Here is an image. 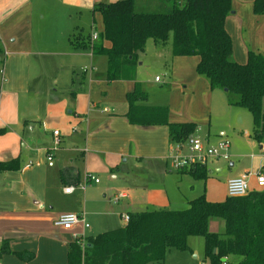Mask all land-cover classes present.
<instances>
[{"label": "crops", "instance_id": "obj_1", "mask_svg": "<svg viewBox=\"0 0 264 264\" xmlns=\"http://www.w3.org/2000/svg\"><path fill=\"white\" fill-rule=\"evenodd\" d=\"M100 1L61 0L49 6L37 3V0H0V129H6V133L0 135V161L19 158L22 166L18 171L0 173V249L7 240L12 251L29 250L35 254V258L27 262L14 254L5 253L0 255V264H69L71 243L82 238L85 244L86 238L100 234L87 233L93 226L85 213L79 215H85L90 224L88 228L79 224L66 230L54 225L60 215L80 212V209L73 206L79 200L77 189L71 193L65 191L66 187H77L81 182L77 158H85V167L89 159L98 160L111 171L114 178H118L114 171L122 159L132 164V172L148 164L147 176H154L163 184L168 175L172 174L168 166L172 145L169 127L130 124L125 117L130 92H146L148 98L142 101L144 104L168 106L172 122H196L194 136L202 126H207L210 134L213 118L221 119L228 114V106L225 107L224 103L232 106L225 90L213 89L209 80L197 72L200 57L175 56L170 41L163 46L154 41L152 44V55L166 69L165 75L168 76V81L162 82L161 78L153 82L161 87L155 94L150 90V84L153 83L144 77L142 69L145 61L139 62L134 76H125L121 80L109 82L105 73L97 75L93 65L97 55L90 49H74L70 38L74 30L83 28L72 23L76 12L81 15L91 12L92 29L98 33L104 30L102 15L93 13L94 4ZM146 1L154 5L159 3V0ZM36 21L42 23L43 29H35ZM68 24L73 29L69 30ZM226 29L233 40L232 57L236 62L246 63L250 51L264 54V12L255 11V0H232ZM63 37L69 42L66 50L63 47L51 51L48 49L46 43L60 42ZM147 49L146 46V52L143 53H147ZM50 54L66 57L67 63L63 61V64L56 65L52 74L53 82L47 84L46 75L52 72L43 69L46 61L44 57ZM74 79L75 86L71 90ZM77 88L82 91L80 94ZM219 91L225 93L224 99ZM70 106H74L69 113L75 116V120L69 123L64 113ZM56 121L63 126L58 127ZM54 130L60 131L61 138V145L55 151L69 156L73 154L76 159L64 160L62 167L57 170L54 169L56 165L46 163L47 153L53 146ZM71 131L74 132L72 138L76 143L72 149H68L64 146L65 137L70 136ZM220 135L225 136L226 129H221ZM207 140L210 141V135ZM258 144V153L250 156L234 153V160L231 156L229 174L225 178L213 176L223 172V166L219 163L223 160H213L216 164L214 169L209 168L208 163L205 164L209 173L207 180L177 171L178 178L172 185L173 194L161 183L140 186V178L136 174L132 177L126 168L127 176L124 178L129 186L115 199H128L127 204L138 210L160 209L159 206L174 201L186 206L191 199L196 198V195H190V190L191 194L196 188L200 192L198 183L186 180L187 176H191L197 181H204V192L209 200L222 201L228 197L227 185L230 179L248 171L264 169V141ZM244 145L254 146L249 140ZM30 162L32 165H29ZM86 173L89 174L88 170ZM186 182L191 183L190 190L185 186ZM250 185L252 191L257 190L255 178L250 179ZM121 194L125 196L121 197ZM62 203L71 206L63 207ZM86 203L85 198L84 209ZM98 214H103V211ZM211 228L214 232H221L224 224L213 220Z\"/></svg>", "mask_w": 264, "mask_h": 264}, {"label": "trees", "instance_id": "obj_2", "mask_svg": "<svg viewBox=\"0 0 264 264\" xmlns=\"http://www.w3.org/2000/svg\"><path fill=\"white\" fill-rule=\"evenodd\" d=\"M137 1L96 2L93 13L102 15L104 30L96 40L90 34L84 36L82 31L74 34L70 38L72 47L105 55L106 79L113 82L135 75L149 40L163 46L173 35V54L199 56L197 72L209 80L213 89L225 90L230 105L252 113L253 136L262 143L264 54L250 51L246 63L233 59V40L226 29L232 0H159L154 5L158 8L156 11H139ZM255 11L264 12V0H255ZM74 86L75 79L70 89ZM147 98L144 91L128 94L125 117L130 124L167 125L171 144L185 142L195 133L196 122H172L168 106L142 103ZM4 133L6 129H0V135ZM21 167L19 158L0 161V173L18 171ZM178 172L200 180L209 177L206 165L202 164L184 167ZM213 220L223 222V232L210 229ZM191 236L204 238L205 257L210 264H264V189L240 197L228 196L222 201H211L203 193L191 199L184 209L141 208L130 214V220L123 227L90 236L85 244L82 238H77L70 244L68 260L69 264L164 262L171 248L190 249ZM5 253L27 262L35 258L29 250L12 251L7 240L0 249V255ZM234 257L241 259L235 261Z\"/></svg>", "mask_w": 264, "mask_h": 264}, {"label": "rangeland", "instance_id": "obj_3", "mask_svg": "<svg viewBox=\"0 0 264 264\" xmlns=\"http://www.w3.org/2000/svg\"><path fill=\"white\" fill-rule=\"evenodd\" d=\"M61 0H37V3H42L45 5H53L55 3H59ZM100 1V0H99ZM146 0H142L140 2V0H138V10L139 11H156L158 10V8L156 6H154L153 3H149V5H145L144 2ZM156 1V0H154ZM166 4V3H165ZM47 14V11H46ZM71 15H74V13H72ZM72 23H76L77 25L79 24L80 27H83L80 30H74L73 34H79L80 31L83 32L84 36H88L90 33H94L95 29H92L91 24L93 23V14L91 12L89 13H83V15L79 14L76 12L75 16H74V21ZM71 23V25H72ZM98 26V25H97ZM40 28L43 29L42 27V23H40L39 21H36L35 23V29ZM73 26H70V24H68V29L71 30ZM100 26H98L99 29ZM73 36V35H72ZM172 42L173 41V35H170L168 42ZM167 42V43H168ZM49 47L48 49L51 51V49H67V47L69 46V42L64 40L61 38L60 42H52L51 44L46 43ZM152 44H153V40H150L147 44V53H142L141 54V61H145V65L143 66V69L145 74L144 77L145 79H147V81L149 82H156V76L159 75L160 78H162V82L164 81H168V76L165 75V71L166 69L164 67H161L160 64L157 62V60L153 57L152 55ZM146 52V51H145ZM46 60L44 62L45 67L43 69L52 72L50 74L47 73L46 75V83L50 84L53 82L52 80V74H53V70H55L56 65L58 64H63L64 62L67 63L66 61V57H60L57 55H49L48 57H44ZM84 60V59H82ZM64 61V62H63ZM81 61H78L77 63H80ZM107 62L108 59L105 55H97L96 56V60L93 63L94 67H95V73L98 74H106V69H107ZM68 63H71L68 60ZM83 64V62H81ZM87 66H90L89 64H87ZM92 71V69H90ZM48 77V78H47ZM45 82V81H44ZM79 88V87H78ZM77 88V92H82L79 91ZM161 88L160 86H158L157 84L153 83L150 84V90L152 92H154L153 94H155V91ZM165 88V87H164ZM221 90V89H220ZM221 98H225V93H223L222 91H219ZM159 96V95H157ZM232 98L235 97V95H231ZM228 98V96H227ZM227 100V99H226ZM86 106V103L83 102ZM224 106H228V111H227V115L223 118H217L214 117L213 121H212V127L210 128V134L208 133V127H204L202 126L201 129L196 133L197 137H200L204 140H207V137H209L210 135V145H216L218 144V142L222 139H228L231 141V149H230V154L232 156V159H236L234 158V153H246L245 155L250 156L252 153H258L260 151L259 148V144L257 142V140L254 138L253 136V115L250 111H248L246 108L243 107H238V106H229L226 105L224 103ZM111 108V106H109ZM74 106H70L69 110L66 111L64 118H67L68 122L70 123V121L75 120V116L72 113H69L70 110H73ZM233 111L237 112L236 114L233 113ZM76 115V114H75ZM58 127H62L63 124L58 123V121H56L55 123ZM67 127V126H65ZM77 128V127H76ZM221 129H226V135L225 136H221L220 135V130ZM72 134L70 136H66L65 137V144L64 146L68 149H72L73 145H75V140L73 137L74 132L71 131ZM209 134V135H208ZM251 141L254 146L252 148V145L249 146H245L244 143L245 141ZM57 151L54 152V159H53V163L54 165H56L54 167V169H60V167H62L64 160H69L70 158H74L73 154L71 156H69L68 154H59ZM244 156V155H242ZM102 158V157H101ZM78 160H76L77 165L80 167L81 170V182L80 184L76 186H74L77 190H76V194L79 196V200L75 203L76 209H80L78 212V214H87V219L88 222L93 226L91 230H87V233L92 234V235H96L98 233L101 232H105V231H110V230H115L119 227H122L125 223H127V221L121 216L122 213L126 214V213H131L132 211H137L138 209H135V207H133L132 205L127 204V200H123L122 198L120 199V201H116L115 196L119 195L122 191H126L127 186H129V184L127 183V181L125 180V176H127L125 169L128 168L130 171L129 173L131 174L132 177L135 176V174L137 175V177L140 178V186L141 185H147V186H151V185H156V183H161L160 185L162 186L163 182H161L160 180L156 179V177L151 176L148 177L147 173L149 171L148 168V164H145L144 167L141 168V170L139 171H131L132 169V164L130 162H126L122 159L120 160V165L117 166L116 170L114 171L115 174L118 175V178H114V175H112L111 171L107 170L105 167H103V165H101L100 162H98V160H92L89 159L88 164L86 163V167H85V158L80 157L77 158ZM103 159V158H102ZM47 160V165L49 164L48 159ZM213 158H210L208 160V167L214 169L216 167V164L213 163ZM222 166H223V172L218 174L216 173L213 174L214 177L219 178H225L226 175L229 174V161L223 160L219 162ZM40 164V163H39ZM168 166L170 167L169 170L172 172V174H169L168 177L165 179L164 184L166 185L167 189L170 191V194L174 193L173 190V186L174 185V180L176 178H178L177 175V170L174 171L172 162L169 161ZM88 170L89 174L86 173V171ZM257 171V169H256ZM88 174V175H87ZM93 176L94 178H98L99 179V183H94L93 182H89V176ZM212 175H210V177H213ZM186 180H188V182H192V183H198L199 184V188H200V192H198V189H195V194L192 193L191 194V190H190V185L191 183L186 182L185 186L188 188V190H190V195H193L196 197L199 196L202 193H205V183L204 181H197L196 179L192 178L191 176H187ZM86 184V185H85ZM163 184V185H164ZM85 186V187H84ZM218 190L221 191L220 188H218ZM199 193V194H198ZM85 198L87 199V205L86 208L84 209V201ZM60 199V198H59ZM175 202V201H174ZM172 202L170 204H167L166 206H159L162 209H184L187 207L188 204H182L180 202ZM63 207H69L71 206V204L69 203H62ZM147 209V208H145ZM148 209H152V208H148ZM154 209V208H153ZM140 210V209H139ZM144 210V209H143ZM100 211H103V214H98ZM106 213H111L109 215H106ZM130 215V214H129ZM213 228H211L212 230ZM224 229V228H223ZM221 230V232H223L224 230ZM189 245H190V249L188 250H180L177 248H171L170 250H168L167 255H166V259L164 262H150L148 264H210L209 260L205 257V252H204V238L202 236H191L189 238ZM241 259V257H234L233 260L235 261H239Z\"/></svg>", "mask_w": 264, "mask_h": 264}, {"label": "built area", "instance_id": "obj_4", "mask_svg": "<svg viewBox=\"0 0 264 264\" xmlns=\"http://www.w3.org/2000/svg\"><path fill=\"white\" fill-rule=\"evenodd\" d=\"M92 40H96L99 33L95 31L92 33ZM84 71L86 69L84 68ZM157 81L161 78L158 76ZM53 146L47 153V159L50 166H53L54 151L61 145L60 131L54 130ZM231 141L228 139H222L216 145H210L208 140H204L197 136H190L185 142H173L168 154V159L172 162L175 170H180L184 167H191L197 164L205 165L210 158L216 160H231L230 154ZM264 150V149H263ZM29 165H32L30 162ZM255 178L257 184V190L264 189V169L257 172L248 171L243 173L239 177L232 178L228 181L227 189L229 197H240L249 194L252 191L250 185V179ZM99 183L98 178L89 176V182ZM86 185V184H85ZM85 187V186H84ZM75 189L74 186H68L65 188L67 193H71ZM125 196L121 194V197ZM118 198H116L117 200ZM122 217L128 222L130 220L129 214H123ZM83 224L85 228H88L90 224L87 222L85 215H79L76 213H65L60 215L54 222V225L58 228L71 230L75 226Z\"/></svg>", "mask_w": 264, "mask_h": 264}]
</instances>
